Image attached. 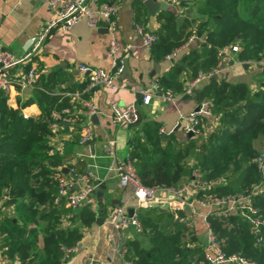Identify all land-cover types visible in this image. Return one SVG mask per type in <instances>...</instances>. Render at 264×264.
<instances>
[{"label": "trees", "instance_id": "1", "mask_svg": "<svg viewBox=\"0 0 264 264\" xmlns=\"http://www.w3.org/2000/svg\"><path fill=\"white\" fill-rule=\"evenodd\" d=\"M143 7L141 1L135 2V17L140 24H144L140 21ZM191 14L179 22L168 9L157 14L158 39L150 47L157 57H165L183 44L193 26L202 38L158 76L160 90L183 93L184 81L195 78L199 70L214 67L219 61L218 49L226 44L239 43L237 52L243 60L264 56V0H195ZM59 79L55 71L37 75L32 95L21 104L36 102L40 109L37 116H25L22 106H10L0 90V194L8 188L10 194H4L2 206L15 204L12 214L0 209V250L10 257L17 255L20 264H62L69 254L67 248L82 237L81 224L90 225L96 218L88 203L72 209L62 198L55 202L58 190L52 171L61 157L49 150V121L54 108L69 103L66 93L73 89H55ZM197 97L210 98L211 111L219 117V124L206 139L187 135L184 142H179L171 134L159 132L158 120L141 116L130 124L127 156L147 185L181 186L190 182L197 170L202 178L224 179L221 184L197 190V198L244 192L247 185L261 178L253 158L258 153L254 139L264 136V90H251L244 81L211 76ZM80 128L75 126V136ZM72 164L79 173L85 169L83 159ZM253 200L264 213V194L254 195ZM66 214L72 226L61 224L60 218ZM137 217L149 244L128 241L126 256L133 259V264H209L192 225L153 207H139ZM207 219L218 236L225 238L226 252L240 250L256 264H264V240L256 244L251 226L238 214H208Z\"/></svg>", "mask_w": 264, "mask_h": 264}, {"label": "crops", "instance_id": "2", "mask_svg": "<svg viewBox=\"0 0 264 264\" xmlns=\"http://www.w3.org/2000/svg\"><path fill=\"white\" fill-rule=\"evenodd\" d=\"M107 1L116 5V11L112 15L111 23L101 22L96 27H90L80 21L67 30H61L53 26L47 31L43 39L39 41L45 25L54 15L53 10L47 4V0H0V44L11 50L17 57L29 54L22 62L9 68L11 79L14 82L13 87L7 95L2 91L6 96L7 103L14 108L22 106L21 104L25 98L28 95H32L31 89L30 91L25 89L20 91L15 82L16 79L22 78L30 65H36L38 74H46L50 71L59 73L60 79L55 89H72L70 88L72 86V90H76L82 88L86 83V74L77 67L79 62L103 68L111 67L110 59L106 56L107 43L110 36H116L121 43V47L125 49L124 68L115 75L117 87L98 86L90 94L98 107V111L95 113L98 116V121L95 122L91 118L94 126V134L91 138L93 143L89 144L88 142L87 145L79 144L77 141L79 133L75 136V127L72 128L67 125L63 127L64 129H60L55 136H52L51 132L47 135L50 152L57 151L61 157V160L53 166V179H55L54 175L57 172H62L66 176L71 177L67 165L78 159H83L85 163L86 161H91L95 164L93 167L94 179L99 178L110 184L105 188L102 197L105 209L104 216L112 206L122 201L123 196L128 191L127 188L119 185L117 175L113 171H107V167L113 159L115 161L125 159L128 154V139L132 134L130 125L120 124L113 120L111 104L114 102L119 104L137 102L141 116L158 120L165 129L163 134H171L174 140L184 142L188 135L183 126L186 120L180 118L179 112L181 110L188 114L197 107L202 99H199L197 94L185 97L184 94L186 93L183 92L173 93L174 97L167 101L164 99V95L160 93L161 91L157 90L153 92L148 103L141 101V88L148 86L154 78H158L162 72L167 71L174 61L166 57H157L156 54H153V47L152 49H147L142 44L141 35L136 27L140 23H137L135 17V2H138V0ZM194 1L181 0L177 5H168L167 9L173 12L177 18L191 17L193 16L191 12ZM161 10L159 8L154 14H151L145 6L143 7V16L140 21L144 23L143 25L147 30L156 31L159 25L157 14ZM195 28L193 26L191 29L192 33L195 32ZM201 39L197 35V38L188 46L182 48L179 55L189 48L197 46ZM234 43L221 47L224 54L221 57L220 69L215 76L225 77L230 81H244L251 90H258L256 89V84H262L264 81H254L252 75L258 71L261 72V69L254 64L255 60L240 59L238 52L233 51L231 48ZM156 63H158L160 71L159 73H152L156 70ZM209 78L204 80L203 84L208 82ZM187 83L188 81L185 80L184 86ZM21 111L25 116H37L40 113L36 102L22 106ZM204 120L208 127L203 132L202 138L206 139L208 133L219 124V117L212 113ZM208 128L210 129L208 130ZM111 137L116 139L113 156L104 151L107 140ZM53 140L61 143L58 149L51 143ZM68 140L75 142V149L66 152L65 143ZM89 151L94 154L93 157H89ZM191 159L189 158V160ZM87 182L88 179L75 178L73 186L80 187ZM196 191L197 189L192 184L188 185L184 197L189 201L193 200V203H187L181 210L183 213L192 215V228L198 242L203 244L206 225L202 216L206 209L202 204L194 200ZM6 193L10 194V191L5 187L0 194V198H6L4 196ZM94 196L95 200L87 203L96 213V218L90 225L81 224L82 237L77 240L79 241L77 247L71 253L69 252L68 257L63 260L62 264H114L110 257L115 253V245L119 242H123L127 246L128 241L133 239L144 246L149 244L148 238L141 232H137L133 225L123 228L120 231L122 235H120L104 220L98 223L100 205L97 202L95 192ZM61 198L57 194L55 202ZM107 199L110 200L109 203H106ZM63 201L66 205L64 199ZM47 206L48 204H45L43 207L47 208ZM14 208V203L5 206L0 205V209L8 212V214H12ZM159 209L169 211L164 207ZM169 213L172 215L170 211ZM60 221L63 226H72V221L67 214L62 215ZM39 243L42 244L41 237ZM1 258L6 259L11 264H20V258L17 255L10 257L0 250Z\"/></svg>", "mask_w": 264, "mask_h": 264}, {"label": "built area", "instance_id": "3", "mask_svg": "<svg viewBox=\"0 0 264 264\" xmlns=\"http://www.w3.org/2000/svg\"><path fill=\"white\" fill-rule=\"evenodd\" d=\"M168 5H177L181 0H162ZM48 6L53 10V17L45 25L39 41H41L47 31L53 26L61 30L72 28L76 23L83 21L87 26L96 27L101 22L111 23L112 15L116 11V5L107 0H47ZM137 31L141 35L142 44L150 49L153 42L158 39L156 31L147 30L143 24H137ZM197 38L195 32L191 33L183 44L176 46L169 53L166 58L173 60L179 55L182 48L188 46L194 39ZM232 50L237 52L240 50L239 43H234L231 46ZM123 49V50H122ZM124 48L121 47L119 39L112 35L108 39L106 56L110 59L111 67L103 68L100 66H92L84 62L77 64L78 69L86 74L85 85L76 90L67 91L69 96V103L60 107L54 108L51 111V119L49 121V128L52 136H55L60 129L67 126L74 128L80 126L78 143L87 145L94 134V126L91 120L92 114L97 113L98 107L90 94L98 86H105L109 88L117 87L115 75L120 73L125 65ZM224 54L223 48L218 49L219 61L209 71L199 70L195 78L188 81L184 86V93H191L193 88L201 87L203 81L218 73L221 64V57ZM29 54L22 57H17L11 50L3 47L0 44V90L6 95L9 94L13 87L9 68L13 65L22 62ZM254 61V60H253ZM261 71H264V60L255 62ZM38 70L35 64L30 65L21 79H16V84L20 91H23L27 86L32 88L37 82ZM256 89L264 90V83L256 84ZM161 91L164 99L169 101L174 97L171 90H160L158 78H154L151 83L141 88L140 95L143 103H148L154 91ZM211 99L203 97L197 107L188 114L180 110L179 116L186 120L184 129L186 132H191L192 136H201L205 131L207 124L205 118L212 114L210 108ZM112 118L115 122L125 125L135 123L137 120V102H130L127 104L112 103ZM210 128H208L209 130ZM159 132L164 133L163 126L159 127ZM59 141H51L55 148L58 149L61 143ZM116 139L111 137L107 140L104 151L113 156L115 151ZM57 145V146H56ZM89 151V157H93ZM253 161L260 173V180L254 183L250 192H236L223 195H206L205 198H195L194 200L202 204L206 212L203 214V220L206 225L205 240L202 244L203 254L205 260L209 264H256V261L240 251L226 252L223 244L224 237H219L215 232L214 227L207 219L208 214H213L219 217H226L231 213L238 214L245 222L251 226L252 235L256 244H261L264 240V213L254 203V195L264 194V148L260 150ZM94 163L86 161L85 169L79 173L72 163L67 165L68 172L71 177L66 176L62 172H57L54 178L57 183V190L60 197H62L66 205L72 209L78 208L83 204L94 201V188L98 182L102 181L99 178L94 179L93 167ZM107 171H113L118 177L120 186L125 187L128 191L122 198L118 205L112 206L104 216L103 220L112 226L117 234L121 229L133 225L137 232L142 231V225L137 217V209L139 207H160L167 208L173 215L175 220L183 222L190 226L193 223L192 215L182 212V208L192 201L187 200L186 189L189 184H192L197 190L205 189L211 185H218L224 182L222 177L214 179L202 178L197 170L193 171L191 181L181 186H174L169 184H145L139 176L132 160L126 156L121 161L114 159L107 167ZM75 178L88 179V182L80 187H74ZM4 197L0 198V205L4 201ZM133 207L134 211L130 215L128 208ZM67 248L71 253L78 244ZM127 246L123 242L115 245V253L111 255L114 264H133V259L126 256ZM0 264H11L6 259L1 258Z\"/></svg>", "mask_w": 264, "mask_h": 264}, {"label": "water", "instance_id": "4", "mask_svg": "<svg viewBox=\"0 0 264 264\" xmlns=\"http://www.w3.org/2000/svg\"><path fill=\"white\" fill-rule=\"evenodd\" d=\"M141 2L151 14H154L159 8L160 9H167L168 8V4L165 1H162V0H141ZM180 19H181V17H178L177 21L179 22ZM159 71H160V68L158 66V63H156V70H154V72H152V73H155V72L159 73ZM212 78H215V75H212ZM30 89L31 88L29 86H27L25 88V90H27V91H30ZM200 90H201V87H195V88H193L191 93H186V94H184V96L185 97L186 96H195ZM139 100H140V98H139ZM91 118L95 122L98 121L97 120L98 119L97 114H92ZM140 119H141V112L138 109L137 110V120L135 121V123L138 122ZM64 125L66 126L67 123L64 122ZM188 135H192V133L188 132ZM88 142H89V144L93 143L91 140H89ZM109 185H110L109 183H106L104 181H100V182H98L97 186H95V188H94V192H95V194L97 196V202L100 205V207H99L100 208L99 215H98V218H97V222L98 223L99 222L101 223V221L103 220L105 209H104V206H103L104 204H103L102 197H103L105 188L107 186H109ZM112 186H113V184H112ZM118 204H119V202L116 203V205H118ZM133 211H134L133 207H129L128 208V212H129L130 215L133 213Z\"/></svg>", "mask_w": 264, "mask_h": 264}, {"label": "rangeland", "instance_id": "5", "mask_svg": "<svg viewBox=\"0 0 264 264\" xmlns=\"http://www.w3.org/2000/svg\"><path fill=\"white\" fill-rule=\"evenodd\" d=\"M255 60V62H259L260 60H264V56H261L260 58H257V59H254ZM252 78H253V80L254 81H258V82H261V81H264V72H260V71H258V72H256L255 74H253L252 75ZM129 127H131L132 128V126H129ZM68 132H69V130H68ZM66 145H65V151L67 152V151H69V150H74L75 149V142H72L71 140H68L66 143H65ZM254 144L257 146V152H259L260 150H262L263 148H264V136H259L258 138H255L254 139ZM199 172V171H198ZM208 178H211V179H214L215 180V178H218L217 176H210V177H208ZM257 182V180L256 181H254V182H252V184L249 186V185H247L246 187H245V191L244 192H250L251 191V189H252V186L254 185V183H256ZM110 202V200L109 199H107L106 200V203H109ZM259 207V206H258ZM153 208H156V209H159L160 207H153ZM260 208V207H259ZM139 209V208H138ZM137 209V210H138ZM165 211H167V210H165ZM167 212H169V211H167ZM127 227V226H126ZM125 228V227H124ZM134 228V227H133ZM123 229V228H122ZM121 229V230H122ZM238 251H240V250H238Z\"/></svg>", "mask_w": 264, "mask_h": 264}]
</instances>
